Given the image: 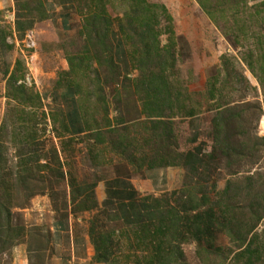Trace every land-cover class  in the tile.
Returning <instances> with one entry per match:
<instances>
[{"label":"rangeland","instance_id":"1","mask_svg":"<svg viewBox=\"0 0 264 264\" xmlns=\"http://www.w3.org/2000/svg\"><path fill=\"white\" fill-rule=\"evenodd\" d=\"M28 1L31 3L29 7H33L37 1L43 4L46 2ZM146 1L163 5L171 18V22L166 23L163 17H159L157 26L161 30L158 38L160 48L169 49L174 54L173 66L164 72L168 89L173 95L179 92L189 108L192 106L195 109V99L199 103L192 118L173 119L174 133L170 140L169 155L193 150L200 143H205L204 153L210 151L211 143L205 134L210 131L217 108L215 99L207 102L204 100L206 85L211 77L218 76V82H221V76L230 70L231 79H228V88L223 91L226 97L222 101L227 103L224 108L235 107L233 112L241 115L238 120L229 121V127L233 132L230 141H239L243 146L239 148L242 157L235 161H229L232 158L224 156L220 160L216 159L211 164V178L201 184L206 187L205 191L212 201L219 198L223 200L219 193L228 188L226 196L234 200L230 199V203L235 206L245 203L249 197L244 195L245 192L235 191L234 186L238 189L245 185L246 177H252L259 188L262 184L260 182L264 180V88L259 80L264 75L258 70L264 57L260 48L264 39V23L261 20L264 0H231L222 8L225 12L221 15V7L215 5V0H203L206 4L212 2L211 10H215L212 17L200 6L198 0ZM71 2L74 9L69 11L70 30L62 29L60 19L66 10L58 8L52 14L47 13L41 20H35L33 27L21 35L15 30V13L21 11L17 9L15 0H0V35L2 33L5 36L4 43H0V183L2 185L5 181L7 184L0 185L4 189L2 192L0 188V204L9 211L11 225L23 229L25 234L24 242L0 253V264H37L39 261L35 253L30 261L27 253V244L34 248L37 243L45 248L42 259H39L43 261L41 264H92L94 252L91 243L84 247L86 250L83 254H79L80 249L73 248L72 243L66 242L63 237L61 255L56 256L52 245L53 225L72 215L71 233L74 240L82 233H87L93 218L102 219L100 213L91 217L89 211L84 214L76 210L75 205L81 198L72 201L71 194L75 189H84L98 180L103 171L100 163L104 164L107 159L117 162L122 160L111 151L108 144L110 139L115 141L116 134H107L105 131L107 120L110 121V128L120 130L121 136L124 134L131 141L130 151L135 155L151 157L159 149L154 141L147 142V133L141 125L149 124L150 119L141 111V101L133 92V81L138 77L131 63L133 57H129L130 62L126 68L118 63L119 77L113 81L111 73L104 68L99 69L94 63L83 69L79 76H73L74 80L69 82L62 75L64 71L55 70L59 60L67 63V54H74L84 47V37L80 34H84V26L87 24L85 19L93 13L108 17L112 31L117 35L116 39L120 43L121 38L123 41L125 39L117 33L123 11L119 0ZM234 3L239 5L237 10L232 8ZM254 5L260 6L255 9ZM33 17L36 19L35 12ZM166 28H169V32L165 31ZM29 35L33 45L25 42ZM128 44L125 47L118 46L122 54L124 51L130 53ZM249 59L253 62L254 72L248 67ZM224 62L226 65H223ZM11 73L18 76L17 85H24L29 103H22L21 98L12 94L6 95V79ZM60 81L61 86L56 84ZM68 83L75 93V101L84 122L89 127L86 130L94 132L95 123L100 124L104 127L101 138L106 140L105 143L92 146L86 136L78 139L71 136L62 128L64 115L61 111L50 110L52 104L47 100L50 89L56 91ZM99 89L103 90L105 107L102 101L97 100ZM194 137L195 142L191 141ZM29 158L36 161L27 162ZM175 167L180 172L183 170L179 184L174 188L178 191L188 178L185 179L183 168ZM57 171H61L64 176L60 178L56 175ZM3 193L5 196H1ZM255 232L260 234L262 240L264 218ZM213 235L216 237V246H221L223 253L228 254L224 264H234L236 250L233 242L215 227ZM194 247L193 242L181 244L186 264H201L195 257ZM229 249L231 251L228 253ZM124 252L127 250L124 249ZM120 263L135 264L133 257L129 262ZM218 263L219 260H216L213 264Z\"/></svg>","mask_w":264,"mask_h":264},{"label":"trees","instance_id":"2","mask_svg":"<svg viewBox=\"0 0 264 264\" xmlns=\"http://www.w3.org/2000/svg\"><path fill=\"white\" fill-rule=\"evenodd\" d=\"M119 1L123 11L117 25V33L125 38L124 41L121 38L120 43L116 39L117 35L112 31V23L108 17L93 13L85 19L87 24L84 26V34L82 32L80 34L84 37L85 45L76 53L67 54L68 70L62 75L65 81L69 82L74 80L73 76H79L83 69L91 67L94 63L99 69L104 68L109 74L111 73L113 81L119 77L120 64L118 63H122L126 68L130 62L129 57H133L131 63L138 72L137 79L133 81L135 85L133 92L141 101V111L150 119L149 124L142 123L141 125L147 133V142L154 141L159 149L151 157L135 155L130 151L131 141L127 140L124 134L121 136L120 130L115 127L110 128V121L107 120L105 125L108 127L105 131L107 134H116L115 141L111 139L108 141L110 149L127 165H130L135 173L144 167L151 169L179 166L185 171V179H188L183 183L181 190L171 191L158 198L146 196L139 203L120 204L115 207V210L104 209L98 212L102 215V219L93 218L88 229L89 240L94 252L92 264H121L120 261L129 262L131 257L135 264H186L181 244L192 242L195 245V257L201 264H213L216 260H219L218 264H224L228 254L223 253L224 249L221 246H216V237L213 235L214 227L224 232L233 242L236 250L234 264H264V232L261 233L262 240L260 234L255 232L256 227L264 218V180L260 182L262 184L259 188L254 184L252 177L245 178L244 186H239L238 189L234 186L235 191L245 192L244 195L249 197L245 203L236 204V206L229 202L230 199L234 200L226 196L228 188L219 193L223 196V200L219 198L212 201L208 192L205 191L206 187L201 184L211 178V164H214L212 162L216 159L220 160L224 156V158H232L229 160L232 161L242 157L239 149L242 145L239 141L237 143L230 141V134L233 132L229 127V121L238 120L241 115L233 112L235 107L224 108L227 103L223 102L226 97L223 91L228 88L226 86L228 79H231V71L227 70L228 72L221 76V82H218V76L209 78L205 99L202 97L206 102L215 99L217 108L211 120L210 131L205 134L211 143L210 151L204 153L205 143H200L193 150L170 156V140L173 139L174 133L173 119L192 118L197 112L195 109L199 103L194 98L195 109L192 106L189 108L183 102L185 98L179 92L173 95L167 87L168 80L164 72L168 67L173 66L174 54L169 49L162 50L159 46L158 38L161 30L157 28L158 18L163 17L166 23L171 22L164 6L151 4L146 0ZM229 1L231 0H215V5L221 7L220 15L225 12L223 9ZM198 2L212 17L215 12L211 10L212 2L208 4L203 0H198ZM15 4L17 9L21 10L15 13V30L18 34L24 35L25 31L33 27L35 20L39 21L47 15L41 1L35 2L33 7H29L31 3L28 0H15ZM238 6V3H234L232 8L237 10ZM258 6L260 5H254V8ZM33 12L36 13V19L33 17ZM261 20L264 23V15ZM168 29L166 28L165 31L169 32ZM262 36L264 38V35ZM114 40L115 44H113ZM4 41L5 36L1 33L0 43ZM262 42L260 48L264 53V39ZM127 43H129L131 54L125 51L122 54L118 46L125 47ZM247 64L254 72L253 62L249 59ZM223 65H226V62ZM258 70L264 75V57ZM4 72L6 73L5 70ZM235 75L233 78L236 77ZM259 80L264 88V77ZM18 81V76L14 73L7 77L6 95L11 96L12 94L19 97L18 99L21 98L22 103L27 104L29 97L25 95L24 85H17ZM56 84L62 85L61 81ZM66 86L71 85L68 83ZM75 86L78 87V84L76 83ZM102 91L99 89L96 95L97 100L102 101L105 107L106 102H104L105 97ZM60 113L63 115L62 112ZM80 117L84 128L88 129L83 114L80 113ZM63 120L62 128L64 127L65 132L69 133L65 116ZM95 125L91 137H94L95 144H103L106 142L101 138L104 127L98 123ZM191 141L195 142V137ZM28 161L36 160L29 158ZM119 169L116 170V174L130 176L128 170ZM56 175L60 178L64 176L61 171ZM4 183L6 182L2 183L3 186ZM1 186V191L4 192ZM93 186L89 185L84 189L79 188L75 189V192L72 191V201L81 197L75 205L76 210L89 211L94 208L91 204ZM1 196H5V193ZM0 206V253H2L24 242L25 234L23 229L11 225L9 211L4 209V205L2 207L0 204ZM2 209L4 210L1 212ZM27 245L29 261L35 253L34 256L38 257L39 261L37 264H41L43 261L39 259H42L45 248L40 243H37L34 248L30 244ZM124 249L127 252H124ZM135 249L138 250L134 252ZM230 251L229 249L227 252Z\"/></svg>","mask_w":264,"mask_h":264},{"label":"crops","instance_id":"3","mask_svg":"<svg viewBox=\"0 0 264 264\" xmlns=\"http://www.w3.org/2000/svg\"><path fill=\"white\" fill-rule=\"evenodd\" d=\"M71 1L72 0H46L44 3L46 12L50 14L54 13L58 8H62V11L66 10L63 12L60 19L61 27L64 30H70L71 28V13L69 11L74 9ZM58 63L55 70L60 69L64 72L68 70L65 61L59 60ZM51 75L53 76L55 74L51 73ZM47 100L50 101L49 104H52L49 106L51 111L59 109V111L63 113L71 136L76 139L86 136L92 146L100 145L95 144L94 137L92 138L91 135L88 134L89 131H87L82 124L80 111L77 107L75 93L72 87L63 86L56 91L50 89ZM100 164L101 166L103 165L102 175L94 184L91 183V185H94L91 196V204H93L94 208L89 210L91 217L104 209L108 211L115 210V207L120 204L132 202L139 203L146 196L158 198L169 193L179 184L180 176L183 171L181 170L180 172L179 168L175 166H167L151 169L144 167L139 172L135 173L133 172V168L127 165V163L122 160L117 162L113 159H107V162ZM95 166H98V164ZM119 168L126 171L128 170L130 176L116 174V170H120ZM85 212L88 211H83L82 213L85 214ZM71 216L72 215H69L68 219L56 221L53 225L54 233L52 236V245H54L56 256L61 255L62 247L60 244L62 243L61 240L63 237L66 238V242L72 243L73 248L80 249L79 254H83L84 250H86L84 247H88L90 243L88 236L89 228L86 234L82 233L80 236L75 237L74 240L72 239ZM87 240H89L88 243Z\"/></svg>","mask_w":264,"mask_h":264},{"label":"built area","instance_id":"4","mask_svg":"<svg viewBox=\"0 0 264 264\" xmlns=\"http://www.w3.org/2000/svg\"><path fill=\"white\" fill-rule=\"evenodd\" d=\"M25 42H26V44H27V43H30V44L32 43V41H31V36H30V35L26 37ZM32 45H33V43H32ZM32 45H31V47H32ZM29 47H30V46H29ZM29 49H30V48H29Z\"/></svg>","mask_w":264,"mask_h":264}]
</instances>
